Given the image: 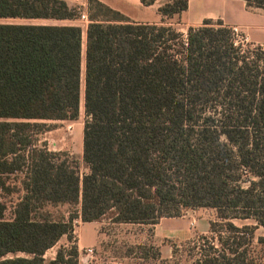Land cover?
Segmentation results:
<instances>
[{"label":"trees","instance_id":"1","mask_svg":"<svg viewBox=\"0 0 264 264\" xmlns=\"http://www.w3.org/2000/svg\"><path fill=\"white\" fill-rule=\"evenodd\" d=\"M157 1L166 19L188 7L140 0ZM242 1L264 10V0ZM78 9L0 0V20L74 21ZM86 13L84 30L0 23V264H78V219L155 225L196 209L214 210L217 221L210 242L184 244L198 251L195 264H256L253 243L264 250V236L255 238L264 230V50L242 54L221 21L189 27L183 40L172 25L134 23L98 0ZM81 93L83 175L37 139L46 122L78 119ZM2 195L17 196L10 219ZM59 205L72 209L67 218L46 211ZM64 236L70 245L46 261ZM137 249L150 259L151 247ZM151 256L169 262L159 250Z\"/></svg>","mask_w":264,"mask_h":264},{"label":"rangeland","instance_id":"2","mask_svg":"<svg viewBox=\"0 0 264 264\" xmlns=\"http://www.w3.org/2000/svg\"><path fill=\"white\" fill-rule=\"evenodd\" d=\"M0 23H15V24H54L55 22H28V21H11L0 20ZM57 24V23H56ZM75 24L84 30L85 23L75 20ZM176 30L181 29L179 32L183 40L185 39L186 31L184 27H174ZM245 36L238 32V36H233V41L236 47L239 48L242 54L253 57L254 50L259 46L253 45L244 40ZM263 49V48H262ZM264 50V49H263ZM83 72V71H82ZM87 118L83 112V96L81 93L80 100V113L79 117L75 121H55L46 122L50 126V130L37 137L38 145L45 143L46 148L55 153H60L62 158H66L73 167L77 168L80 175L87 173V167L82 161V132L83 126ZM19 178H9L7 183L10 185L18 184ZM17 196H4L2 195V201L5 203L7 210L5 218L10 219L12 214L13 205L16 202ZM72 209L66 205H59L56 207H48V211L54 219L61 217L67 218ZM183 217V218H182ZM182 221H186V227L182 229L186 232L187 238L172 237L170 239H159L154 235L152 227L150 226H137V225H115L110 221V217H104L98 224V232L100 237L96 247H94L95 254L92 257H88L89 264H156L151 259V255L154 250L161 251V259L169 261L168 264H195L198 256V251L193 248V244L184 245L197 239L200 236L209 237L210 234L203 235L202 230L211 222H216V214L214 210L209 209H196L185 210L183 212ZM239 225V223H235ZM76 225V224H75ZM77 226V225H76ZM76 230L73 233L72 243L76 244ZM260 231L255 232V238L259 237ZM67 239L61 238L57 244L49 249L43 258L49 261L54 258L58 248L68 246ZM179 246L174 258H171V252L173 246ZM255 247V254L260 257V261L256 264H264V250L253 243ZM139 246H146L152 248L149 253V260L146 262L140 259ZM132 251V255L127 257L128 251ZM82 251V250H81ZM17 256H23L18 254ZM12 258V255L7 256ZM83 257V255H82ZM81 264V262H80Z\"/></svg>","mask_w":264,"mask_h":264},{"label":"crops","instance_id":"3","mask_svg":"<svg viewBox=\"0 0 264 264\" xmlns=\"http://www.w3.org/2000/svg\"><path fill=\"white\" fill-rule=\"evenodd\" d=\"M69 8H79L86 13L88 0H62ZM110 9L117 11L134 23L141 24H169L173 27H199L204 20L213 22L221 21L222 24L230 29H237L242 33L246 41L257 45L264 49V10L247 8L242 0H188L187 10L181 14L179 18L166 19L159 15V2L151 6H143L140 0H98ZM87 15V13H86ZM5 21V20H3ZM13 21V20H11ZM19 21V20H15ZM28 22H49L45 20H32ZM52 25H73L74 21H52ZM57 23V24H56ZM88 23V22H87ZM87 24H85L86 27ZM85 29V28H84ZM83 30V29H82ZM179 32L182 30L177 29ZM183 216V215H182ZM182 216L178 218H162L155 225H137L150 226L155 233V237L159 239H170L172 237L187 238L186 232L183 231L187 225L186 221H182ZM182 217V218H181ZM74 231L76 230V239L78 253L85 248H94L98 243L100 233L97 224L82 223L79 219L74 222ZM239 223V222H238ZM77 226H76V225ZM246 224H254L247 221ZM115 225H133V224H115ZM260 231L259 236H264L262 228L256 229ZM209 233V225L203 230L202 234ZM65 237V236H64ZM66 238V237H65ZM67 239V238H66ZM68 242V241H67ZM70 245V243L68 242ZM160 257H161V251ZM162 258V257H161Z\"/></svg>","mask_w":264,"mask_h":264},{"label":"built area","instance_id":"4","mask_svg":"<svg viewBox=\"0 0 264 264\" xmlns=\"http://www.w3.org/2000/svg\"><path fill=\"white\" fill-rule=\"evenodd\" d=\"M78 21L82 22V23H85L87 24L88 22V18H87V15L85 12L81 11L80 9H78ZM234 36H238V30L237 29H231ZM246 41V38L244 39ZM95 250L94 248H85L83 249L80 253H79V256H78V264H89V260H88V257H92L94 254H95ZM83 255V257H82Z\"/></svg>","mask_w":264,"mask_h":264}]
</instances>
